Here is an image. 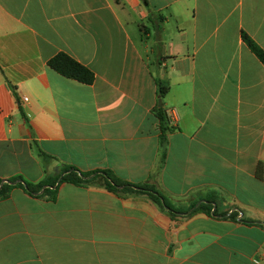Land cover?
<instances>
[{
	"label": "crops",
	"instance_id": "0c3cea01",
	"mask_svg": "<svg viewBox=\"0 0 264 264\" xmlns=\"http://www.w3.org/2000/svg\"><path fill=\"white\" fill-rule=\"evenodd\" d=\"M243 33L264 52V0H0V179L106 170L215 210L171 217L102 185L13 187L0 264H264V63ZM58 53L93 83L50 69ZM160 107L176 112L164 141Z\"/></svg>",
	"mask_w": 264,
	"mask_h": 264
},
{
	"label": "trees",
	"instance_id": "16d2710c",
	"mask_svg": "<svg viewBox=\"0 0 264 264\" xmlns=\"http://www.w3.org/2000/svg\"><path fill=\"white\" fill-rule=\"evenodd\" d=\"M116 1L119 2V0ZM142 2L146 4V0H142ZM148 19L150 21L152 20L151 17ZM242 39L250 51L264 63L263 50L259 48V46H257L245 33L242 34ZM47 65L59 75L79 83L90 85L94 81V74L91 70L65 53L56 54L48 60ZM155 83L158 88L159 96L161 98L164 97L169 90V83L165 80L159 79H155ZM157 117L160 124L161 141H164V135L170 130V128L167 126L166 116L161 107L157 109ZM64 172L65 173L57 184H54V181H44L33 184L23 180L21 176L8 180L0 179V200L7 198L13 187H22L30 194H38L42 190L41 194H46L50 196V198H54L57 186L60 183L65 182L74 185H102L109 191L117 194L146 195L155 205L171 217L191 215L201 211L211 215L215 214V210L212 211V204L214 202L212 198L204 197L203 199H198L195 202L190 203L186 209H181L176 208L152 184L147 182L133 184L117 178L110 171L81 172L76 167L70 165L64 166ZM49 187L51 190H49Z\"/></svg>",
	"mask_w": 264,
	"mask_h": 264
},
{
	"label": "built area",
	"instance_id": "2783aa9c",
	"mask_svg": "<svg viewBox=\"0 0 264 264\" xmlns=\"http://www.w3.org/2000/svg\"><path fill=\"white\" fill-rule=\"evenodd\" d=\"M165 116H166V119H167L168 123H170V124L176 123V112H175V110L169 109L165 113Z\"/></svg>",
	"mask_w": 264,
	"mask_h": 264
},
{
	"label": "water",
	"instance_id": "95a60500",
	"mask_svg": "<svg viewBox=\"0 0 264 264\" xmlns=\"http://www.w3.org/2000/svg\"><path fill=\"white\" fill-rule=\"evenodd\" d=\"M157 35H158V27L155 26V36L157 37ZM158 104H159V106H161V100L160 99L158 100Z\"/></svg>",
	"mask_w": 264,
	"mask_h": 264
},
{
	"label": "rangeland",
	"instance_id": "374dc122",
	"mask_svg": "<svg viewBox=\"0 0 264 264\" xmlns=\"http://www.w3.org/2000/svg\"><path fill=\"white\" fill-rule=\"evenodd\" d=\"M154 35H155V31H154ZM156 37V36H155ZM153 38V33H152V36H151V39Z\"/></svg>",
	"mask_w": 264,
	"mask_h": 264
}]
</instances>
